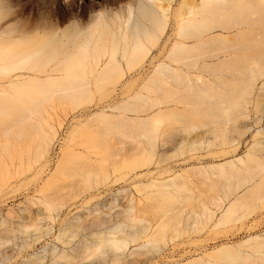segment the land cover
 <instances>
[{
    "label": "bare ground",
    "instance_id": "bare-ground-1",
    "mask_svg": "<svg viewBox=\"0 0 264 264\" xmlns=\"http://www.w3.org/2000/svg\"><path fill=\"white\" fill-rule=\"evenodd\" d=\"M105 1L104 11L96 12L94 3L64 28L0 9V203L23 185L34 193L21 206L0 209V264L13 258L7 250L19 236L16 254L33 250L22 264H147L152 258H134L142 247L160 248L192 225L196 232L209 224L224 233L242 230L245 219L264 209V128L244 158L203 166L207 157H234L250 131L239 120L260 79L264 91V58L254 54L262 47L260 39L232 40L263 37L264 0H196L180 19L176 0ZM107 24V35L125 44L120 52L97 42L98 26ZM34 38L38 44L29 46ZM105 86L112 101L102 96L96 113L74 116L60 154L52 156L64 116ZM56 104L69 111L51 120ZM85 130L90 137L76 141ZM187 162L198 165L178 169ZM194 176H218L215 195H191ZM128 181L139 197L115 189ZM126 196L127 204L112 213ZM256 228V235L214 248L206 254L213 260L195 264H264V222L244 230ZM130 246L139 248L126 252Z\"/></svg>",
    "mask_w": 264,
    "mask_h": 264
},
{
    "label": "rangeland",
    "instance_id": "rangeland-1",
    "mask_svg": "<svg viewBox=\"0 0 264 264\" xmlns=\"http://www.w3.org/2000/svg\"><path fill=\"white\" fill-rule=\"evenodd\" d=\"M183 0H176L175 3V8H177L178 11V18L180 19L181 17H186L188 16V7L191 8V6H194L196 0H194V2H192V0L188 3H186L185 5H181L180 2H182ZM94 3L98 4L95 7V11L96 12H100V11H104L105 8L107 7V3L105 0H0V9L1 7L4 8L5 12L9 11L12 13L17 12L18 13V20H24L27 21L29 20L31 17H36L38 19H45V21L47 22H52V23H57L61 28H64L66 25L69 24V22L71 20H73V18H71L72 15L77 14L80 15V13L82 11H85L88 9V7L90 8ZM122 6V15L123 17H128V11H126V1L123 3ZM113 8H115L114 10H118L119 6H112ZM54 10V11H53ZM71 10V11H70ZM82 10V11H81ZM81 11V12H79ZM24 12V13H23ZM70 12V13H69ZM73 13V14H71ZM51 14V15H50ZM68 14V15H67ZM70 14V15H69ZM47 16V17H46ZM49 16V17H48ZM65 16V17H64ZM65 18V19H64ZM71 18V19H70ZM52 19H54V21H52ZM70 19V20H69ZM86 20V18H85ZM109 24V23H108ZM107 25H100L97 28V33L100 35V39H97L98 44H100L101 46H105L106 48L109 49H116L118 50V52H120L121 50H123V48L125 47L124 43H120L117 44L115 41H113V39L108 36L107 34L110 32V28ZM167 32V30H166ZM165 32V34H166ZM165 34L162 35L161 39L158 41V46L160 44H163L165 42ZM249 35V34H248ZM98 38V37H97ZM229 39V38H228ZM233 39V38H232ZM231 39V40H232ZM260 39V40H259ZM260 41L258 43H256L257 41ZM39 40L37 38H34L33 40H31V42L29 43V46H36ZM232 41H236L238 43H256L259 44L258 46H261L262 49H257L254 51V54L257 56L258 61L261 62L262 59L264 58V35L262 36H258V39H256L254 36L249 35L246 37H239L236 38ZM130 44H132L131 39L128 41ZM116 43V44H115ZM171 44V41H169L167 43V45ZM157 48H155L156 50ZM254 66H259V63H253L252 67ZM129 78V75H128ZM261 80V79H260ZM259 80V81H260ZM263 80V79H262ZM257 82V84L255 85V87L251 90V95L248 96L251 99V107L249 108V105H247V107L249 109H247L245 111L246 116L245 117H241L239 120V125L244 126V125H249L250 131L247 135H245L244 137L241 138L240 140V145L237 149V151L233 156H228L226 158H218V159H214L211 157H207L206 158V162L203 164V166H208V165H217L220 163H225L229 160H237L239 158H244L245 155L249 152L250 147L253 144L254 141V135L256 134V132L259 129H263L264 128V113L260 112V107H258L257 104V100H260V104L264 105V91H262L261 87H262V82ZM119 85V84H118ZM110 87H103L100 91H96L94 94V99L92 102L90 103H85L83 104L81 107H79L76 110H71L70 112H68L69 116H64L66 118V122L64 123L62 129L60 130V134H61V139H60V143H56L55 147L53 148L52 152V156H58V154H60L61 152V144L63 143L62 141L64 140L63 138H68L69 137V133H70V125L69 124H73L74 122L73 119L75 117L79 118L81 117L80 114H86V115H93L94 113H96L99 109V107L94 106L97 102V100L103 96L102 102H111L112 101V97H113V92L110 91ZM260 93L262 94L261 96ZM66 111H69V108L62 106L60 104H56L54 105L53 109H49V113H50V119L51 120H56L58 118H63V115ZM75 116V117H74ZM258 117H262V122L260 125H256L255 124V119H257ZM64 118V119H65ZM84 118V117H83ZM82 118V119H83ZM180 119L182 120H186V117H181ZM87 134V131L85 130L82 133H76V135L74 136L78 140H81L80 142H82L83 140L88 139V137H90V135ZM59 144V145H57ZM207 149L204 151V154H206ZM206 152V153H205ZM18 153V151H17ZM54 154V155H53ZM54 161H56V157H53ZM53 163V161H52ZM184 163L180 168H191L192 165H198V164H194V163ZM218 176H212V179H206V180H200L198 177L194 176L192 178H190V180H192L193 182L190 184V187L192 188L191 192H189L191 195L197 196V197H201L205 200L210 199L213 195H215L216 190H215V185H217L218 183ZM19 183H14L13 185H18ZM121 184L115 186V189H120L124 188L125 192L122 193L123 196H125L127 193L131 194L132 196H136L139 197V193L136 192V190L134 189V185H132L131 181L128 182H120ZM211 183L213 185H211ZM114 187V186H113ZM21 189L16 190V193L14 194H10L8 195L10 198H6L5 203L6 205L1 207L0 209L2 210L3 213H5L4 211L9 208L10 206H21V204L23 205V202L25 203V201L28 198H32V196L34 195L33 191H32V185H23L20 186ZM244 189L239 191V195L242 194L243 192H245ZM243 191V192H242ZM6 192V191H5ZM8 192V191H7ZM10 192V191H9ZM18 192V193H17ZM241 192V193H240ZM14 198L12 199L11 198ZM11 199V200H10ZM200 198L196 201H199ZM2 201V199L0 200ZM117 204H119L120 206L113 209L112 213H115L117 210L120 209V207H122L123 204H127V196L126 197H122L120 198V200L117 202ZM228 203H224L223 208H227L228 207ZM212 210H214V206H211ZM106 210V209H105ZM8 211V209H7ZM222 214V211H218L216 212L215 218H219L220 215ZM200 221L202 220L199 219ZM256 220H260V222H264V209H257L255 212H253L247 219H245L243 221L244 223V227L242 230L238 229L236 226L230 228V230L227 233L222 232V229H213V225L209 224L207 226V228H205L202 231L196 232V231H192L194 230V225H192V229L191 231H185V233H182L181 235L172 238V235H169L167 237V243L166 245H162V247H158L154 250H150V249H146V248H141L139 253H142V255H136L134 258H137L138 260L142 261V262H146L147 260H150L152 258V261L147 263V264H153L154 261H157L158 264H186V263H190L192 262V264H195L196 262L194 260L201 258L202 261H206V260H213V258L208 257L206 254H209L211 252H213L214 248H218L224 244H233L234 242H241V241H245L249 238V235H256L259 230L261 229H254V230H249L247 231L248 227L246 230H244V228L246 227V225L248 223H252ZM263 227V226H262ZM261 227V228H262ZM182 228V227H181ZM263 229V228H262ZM255 233V234H254ZM21 238V236H19V239ZM19 239L18 241L16 240V243H10V247L6 246V250L7 247L11 249V244H18L19 243ZM23 240L21 239V243H19L20 245L22 244ZM14 245L13 248L10 250H7V253L11 254L13 251V255L11 254V257H13L12 259H10V261L8 260L7 262H5L6 264H11L9 262H12L14 264H20V262L24 261V260H28L27 258H29L28 255H30L32 253L33 250L30 251H23L24 254H20V256L18 254H16V250H18L17 246L19 247L20 245ZM43 245V244H42ZM42 245L38 244L37 245V252L42 251ZM39 247V248H38ZM16 248V250H15ZM139 248V246H130L128 247V249L126 250V252H130L133 249ZM161 249L160 252H157L156 250ZM15 250V251H14ZM15 253V254H14ZM27 257H26V255ZM36 253V252H35ZM41 254V253H40ZM15 255V256H14ZM17 255L19 257V259L17 258ZM22 256V257H21ZM34 257V255H33ZM133 258V259H134ZM14 259V262H13ZM16 259V260H15ZM17 261V263H16ZM19 262V263H18ZM21 262V264H22ZM4 263V264H5ZM24 263V262H23ZM95 264H97V261L94 262ZM202 262H198V264H201Z\"/></svg>",
    "mask_w": 264,
    "mask_h": 264
}]
</instances>
